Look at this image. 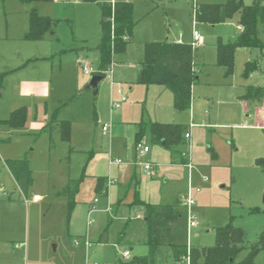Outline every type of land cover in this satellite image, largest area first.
<instances>
[{"label":"rangeland","instance_id":"obj_1","mask_svg":"<svg viewBox=\"0 0 264 264\" xmlns=\"http://www.w3.org/2000/svg\"><path fill=\"white\" fill-rule=\"evenodd\" d=\"M108 1L50 0L30 4L35 5L39 14L50 17L53 24L43 39L28 40L25 33L30 5L21 4L19 0H0V264H120L126 261L123 252L128 249V240L140 237L146 240L143 212L142 218L135 222L128 220L121 240L125 219L117 217L119 214L95 212L88 225L89 203L96 196L88 180L75 195V206L71 210L68 197L58 194L69 178L78 177L81 160L87 157V153L84 156L79 152L69 153V145L105 151L101 121L116 123L119 111L125 106L129 108L131 124L139 118L142 105L144 121L149 120L148 116L152 119L160 116L166 123L184 127L190 118L196 123L191 144L199 161L191 169L178 166L175 179L166 175L159 178L168 179L160 189L163 199L169 196L166 200L170 201L177 193H187L188 181L190 188H201L190 192L196 226L188 228L184 218L177 232L178 242L194 247L211 246L215 241V228L229 222L243 230L245 243L255 241L264 230V168L255 163L257 158L264 157V128L251 126L253 110L264 100L260 105L248 103V112H243L237 100L247 85H264V47L238 48L232 73L224 76L222 68L214 64V43L217 34L222 36L223 42L234 41L236 15L227 23L213 27L193 21L191 6L226 0H126L133 4L136 25L132 40L127 43L124 61L111 66L114 79L122 83V95L126 98L119 110H112L111 103L119 99V94H111L109 82L103 75L97 93L86 87L98 71L95 49L100 39L98 5ZM251 1L244 0V3ZM193 22L201 36V47L193 53V63L202 74L199 76L201 84L192 88L190 117L189 109H174L170 91L159 95L160 85L149 84L146 88L145 84L135 81V65L143 59L144 42L179 38L188 41ZM260 38L264 41L261 31ZM118 56L114 55V60H118ZM250 59H258L260 69L244 77L243 66ZM83 64H88L94 73L83 72ZM6 70L8 72H4ZM32 81L46 82L44 97L22 90L23 84ZM19 107L28 111L23 126L5 124L3 120ZM43 108L47 120L71 121L73 134L69 144L60 140L56 126L51 128L54 122L48 121L45 128L39 126ZM94 112L99 123L93 120ZM261 120L264 125V116ZM142 139L151 149L163 148L149 138ZM23 156L30 163L33 177L26 194L19 190L5 166L6 159ZM148 161L156 167L166 166L153 158ZM96 198L103 199L99 195ZM81 231H84V239L91 242L88 251L85 246L73 243V238L81 237ZM143 240L142 244L136 242L130 256L142 255L148 259L151 256L148 264H188L184 257L175 259L168 246L156 248L151 255ZM20 243L22 247H18ZM244 253H240L238 259ZM254 261L264 264V249L257 253Z\"/></svg>","mask_w":264,"mask_h":264},{"label":"trees","instance_id":"obj_2","mask_svg":"<svg viewBox=\"0 0 264 264\" xmlns=\"http://www.w3.org/2000/svg\"><path fill=\"white\" fill-rule=\"evenodd\" d=\"M50 0H19L21 4H33ZM92 2L95 0H82ZM100 39L97 44L99 53V67L97 74L104 71L114 61V55L124 52L127 43L133 34L135 21L132 16V5L129 1H116L113 7L114 24H110L112 8L109 2L99 3ZM236 15V22L242 26L241 32L232 42H223L218 38L216 47V64L224 69V76L232 73L234 55L238 48L261 49L264 41L260 38V31L264 34V2L252 0L245 4L244 0H226L223 3L199 4L194 12L197 21L210 24L223 23ZM53 20L37 12L35 5L28 10V28L25 38L28 40H41L52 28ZM194 49L189 43L175 42H145L143 46V59L137 73L136 81L145 85L158 84L172 92V103L176 110H187L191 102V87L196 75L193 64ZM260 69L258 59L245 61L242 75L248 77L252 72ZM248 103L255 102L260 105L264 100V85H247L244 93L239 97ZM264 102V101H263ZM26 118L25 107H19L10 112L3 122L10 127L23 126ZM58 124L60 139L68 141L71 124L68 120H53ZM264 128V127H262ZM152 142H157L165 148L183 156L185 127L180 124L153 122L141 120L138 123L137 141L144 134ZM255 163L264 168V157L257 158ZM5 164L18 184L20 191L28 192L33 183L32 171L26 156L6 159ZM77 180H71L58 192L68 197V207H74V193L78 186ZM97 189H102L105 179L97 178ZM232 181V178H231ZM73 182V183H72ZM106 182V181H105ZM181 213L171 205H148L146 209L145 224L147 228L146 244L151 255L159 246H169L175 259L187 257L188 264H256L254 259L257 253L264 249V230L253 242L245 243L243 230L235 227L231 222L215 228V241L211 246H187L177 242L176 228ZM245 251L242 258L238 255ZM151 259V256L150 258ZM147 256H134L120 264H148Z\"/></svg>","mask_w":264,"mask_h":264},{"label":"crops","instance_id":"obj_3","mask_svg":"<svg viewBox=\"0 0 264 264\" xmlns=\"http://www.w3.org/2000/svg\"><path fill=\"white\" fill-rule=\"evenodd\" d=\"M131 5H132V16H133V4L131 3ZM197 6H198V4L191 6V10L193 12V18H194L193 21H197L194 17V12H195L194 8L196 7L195 9L197 10ZM28 10H29V7L27 9V13H28ZM99 11H100V7H99ZM100 14H101V12H100ZM133 19H134V17H133ZM199 22H203V21H199ZM227 22L228 21L223 22V23H217V24H210V23H208V24H210L211 26L214 27L215 25L225 24ZM205 23H207V22H205ZM135 25H136V21H135ZM192 27H193L192 31L196 30L194 22H193ZM134 29H135V26L133 28V33H134ZM236 29H237V32L235 33V35L237 36L242 30V26L240 24H238L237 22H236ZM192 31H191V36H190L191 38L188 41H185L182 38H179L175 41H168V42L189 43L191 45V41L193 39ZM181 36H182V33H179V37H181ZM132 37H133V34H132ZM132 37L130 38L129 42H131ZM218 38L222 39V36L220 34H217L216 39H218ZM164 41H167V40H164ZM164 41H146V42H164ZM144 43H143V46H144ZM127 46H128V44L126 45L124 52L119 53L118 60H114L112 65L116 64V63L118 64V63L124 61L123 59L125 58ZM214 46H215V43H214ZM199 47H201V45H198V46L192 47V48L194 49V52H195L196 49ZM95 49H97V48H95ZM35 58L39 59L40 57H35ZM41 58H44V57H41ZM30 60H32V59H30ZM141 61H138L137 64L135 65V81H136L138 70L140 68ZM193 64H194V71H195L196 78H195V81L191 87V102H190V107H189L190 117H192L191 116V114H192L191 113V104L193 102L192 88L198 84H201V80L199 77L201 70L199 69L198 66L195 65V63H193ZM214 64L217 65L216 64V53H215V63ZM24 65L25 64H23L22 67ZM217 66H219V65H217ZM98 67H99V53H98ZM219 67H221V66H219ZM2 69H4V68H2ZM97 70H98V68H97ZM222 70H223V75H224V69L222 68ZM4 72H8V70H6ZM96 74H97V72H96ZM112 77H113V84H111L107 78H105V77L104 78L109 82L111 94L113 95L115 92L117 94H119V99L117 101H120V106L118 108L112 109V110H119L121 108V104L126 100V98H124V100H121V97L124 96V95H122V91H123L122 90V83L119 82V80H115L113 74H112ZM100 86H101V81L96 86L94 93H97L99 91ZM160 86H161V90L159 91V95L163 94L164 91L168 90V89L164 88L162 85H160ZM43 87L46 90H44ZM46 87H47V85H46L45 81H32V82H28L27 84H23L22 90L25 92L27 91L28 93H35L36 92V95L38 97H44L47 93ZM86 87H87V85H86ZM147 87H148V85H146V88ZM168 91H170V90H168ZM171 96H172V92H171ZM237 100L241 104V108H242L243 112H246V111L248 112L247 102L244 100H240L238 98H237ZM26 112L28 113L27 110H26ZM263 112H264V102L261 104L260 107L254 108V110H253L254 124L251 126L264 127V125L262 124V120H261V117L264 116ZM27 113H26V115H27ZM43 113H44V116L39 118L40 122H41L39 124V126H41V128L47 127L49 125L50 121L55 120V119L47 120V118L45 116L44 108H43ZM118 114H119V117L117 118L116 123L114 122L111 125L110 131L108 133L103 134L101 131V127H100L101 137L103 138L102 142L105 143V146H106L105 151H99V150L94 151L93 148L88 149V150H84V146H75V145L71 146V145H69V147H68L69 153L79 152V154L82 156H84V153H87L86 159L84 160V157H83L81 160L82 162L80 163V172H79L78 177L75 179H71V178L68 179V183H69V181L77 180L82 176L81 180L78 182L77 188L75 189L74 197L79 192L81 185L84 184V181L88 180V183L90 184V187L94 191V194L96 196L99 195L103 198V199H101L102 201H100V199H97L95 196L93 198V200L89 203L88 225L91 224V215L95 212L100 213L102 211H105L108 214L113 212V213H115L116 216H117V214H119L120 216H117V217H121L122 219H125V226L120 231V236H119L120 240L124 236V229L126 227V224H128L127 223L128 220H133V222H135L136 219L142 218V212H143L144 223H145L146 209H147L148 205H154L157 207L161 206V205H171V206L173 205V206H175L181 213V218H180V221L178 222V225L176 228V233H177L178 230L180 229V225L183 224L182 220H184V218H185V222L187 225V211H186V207L182 204V198L188 192L195 190L196 187L194 189L190 188L188 186L189 185V181H188L187 189H186L187 193L186 194L184 192L177 193L175 198H173V200L170 201V200H166V199H169V196H168V198L163 199V196L161 194L162 189H160V185L163 183H166L168 181V179L164 178L161 181V179H159V178H162L163 175H166L168 177H171L172 179H175L174 174L178 172V169H177L178 166H183V167H187L188 169H191L194 166V163H197V161H199L200 157H197L195 152H193L194 146H193V144H191L192 136H193V132H194L193 130L195 129L196 123H194L192 121V119L190 118V121L185 125V132H189L190 136H189V138H186L184 136L185 143H184V146L182 148L183 156H180L179 153L165 148L163 145H161V146H163V148L161 147V149H155V148L151 149L148 144H147L149 146L148 152L141 154L136 149L135 143L137 142L136 134L138 131V123L144 119V106L142 105L141 112L139 114V118L134 120L133 124H131L130 121L128 120L129 108L127 106L123 107L119 111ZM26 118H27V116H26ZM26 118H25V121H26ZM148 119L150 121H153V122L166 123V121H164L165 118L160 117V116L159 117L154 116L153 119H152V117L148 116ZM63 120H68V119H63ZM93 120L95 122H98V123L100 121L99 117L95 114V112H94ZM68 121H70V120H68ZM105 122H109V121H105V120L101 121V126ZM70 124H71L70 138L68 141H64L68 144L70 143V140H71L72 134H73L71 121H70ZM242 125L245 126L244 124H242ZM53 126L54 127L56 126L57 131H58V124L57 123L52 124L51 128H53ZM58 136H59V133H58ZM59 138H60V136H59ZM142 138L147 139L148 134L146 133V134L142 135V137L139 140H143ZM186 140H188L187 144H186V142H187ZM92 141H93V139H92ZM144 142L146 144V141H144ZM162 152H165L164 156L162 155ZM148 157L150 159L153 158L155 161H157V160L162 161L166 164V166L163 167V165H162L160 167H156L155 163H153L154 167L152 170V174L146 175L142 166L139 164V162L148 161V159H149ZM116 158L121 159V162H119V163L110 162L111 159H116ZM188 164H190V167L188 166ZM5 166H6V164H5ZM29 166H30V163H29ZM6 168H7V166H6ZM7 170H8V168H7ZM97 178H103L106 181V182L104 181V183L102 184V186L104 185V187H102V189H99V190L96 188L97 182H98ZM14 181H15V179H14ZM15 184L18 186L16 181H15ZM197 187H199V186H197ZM200 190H201V188H200ZM168 194H170V192H168ZM163 200H165V201H163ZM145 228H146V224H145ZM143 229H144V227H143ZM87 230H88V228H87ZM143 232H144V230H143ZM146 233H147V228H146ZM80 236L81 237L78 238V240H79L78 246H80V245L85 246L86 250L88 251L91 244H90V246H87V245H85L84 242L85 241L89 242V243H91V242L84 239V231L80 232ZM85 237H87V232H86ZM101 237L102 236L100 235L99 239H98L99 242L101 241ZM143 237H144V234H143ZM177 238H178V236H177ZM74 239H76V238H73V240ZM142 240H143V238H141V237L134 239V241L128 240V242H127L128 243V249L124 250V252H128V257L126 258V260L127 259L129 260L132 256L133 257L135 256V254L134 255L132 254L130 256V251H134L133 249L135 248L136 242L142 244L141 243ZM146 240H147V238H146ZM146 240H143V243L146 244ZM22 246H23L22 243H20L18 245V247H22ZM159 247H163V246H159ZM170 250H171V248H170ZM136 256H142V255H136ZM182 257H184L187 261L186 256H182Z\"/></svg>","mask_w":264,"mask_h":264},{"label":"built area","instance_id":"obj_4","mask_svg":"<svg viewBox=\"0 0 264 264\" xmlns=\"http://www.w3.org/2000/svg\"><path fill=\"white\" fill-rule=\"evenodd\" d=\"M116 1H118V0H109L108 1L109 4H110V6H111V8H112L111 15H110V18H109L110 24H111V27L112 28H113V24H114L113 7H114V4H115ZM195 8H194V11L196 10ZM192 36H193V39L191 41V46L192 47H196V46L200 45V38H201V36L198 33V31L193 30L192 31ZM111 66H112V64L107 67V69L104 71L103 76L105 78H107L111 84H113V77H112ZM81 68H82V71L85 72V73H91V72H93L92 69H91V67L88 64H83ZM124 98L125 97L122 96L121 97V100H124ZM119 106H120V101H115V102L111 103V108L112 109L118 108ZM110 127H111V124L109 122L103 123L102 126H101L102 133L103 134L108 133L110 131ZM184 136L186 138H189L190 133L189 132H185ZM136 149L141 154H143V153L148 152L149 146L147 144H145V142L143 140H139V141L136 142ZM110 162L119 163V162H121V159H119V158L111 159ZM139 164L142 166V168H143V170H144V172H145L146 175H151L152 174V170H153V167H154V164L152 162H150V161H141V162H139ZM188 166L190 167V164H188ZM199 190H200L199 187H196L195 188V191H199ZM34 198L36 199L37 196H35ZM182 204L186 207V211H187V227L188 228H191V227H193V226L196 225V217L191 212V207L194 204V200L192 199L190 192H188L182 198ZM73 243L75 245H78L79 244V240L78 239H74L73 240ZM84 243H85V245L90 246V243L89 242H86L85 241ZM123 257L124 258H127L128 257V252H124L123 253ZM93 264H97V263H93Z\"/></svg>","mask_w":264,"mask_h":264},{"label":"water","instance_id":"obj_5","mask_svg":"<svg viewBox=\"0 0 264 264\" xmlns=\"http://www.w3.org/2000/svg\"><path fill=\"white\" fill-rule=\"evenodd\" d=\"M102 79L101 75L98 74H94L90 79L89 82L87 83V88L92 89L93 91H95L96 86L100 83Z\"/></svg>","mask_w":264,"mask_h":264}]
</instances>
